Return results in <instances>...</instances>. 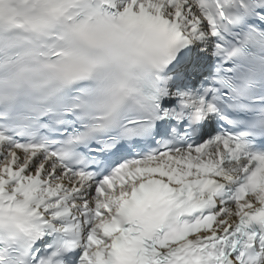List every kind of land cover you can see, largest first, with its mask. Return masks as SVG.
<instances>
[{
	"label": "snow or ice",
	"instance_id": "6c2138e0",
	"mask_svg": "<svg viewBox=\"0 0 264 264\" xmlns=\"http://www.w3.org/2000/svg\"><path fill=\"white\" fill-rule=\"evenodd\" d=\"M0 264H264V0H0Z\"/></svg>",
	"mask_w": 264,
	"mask_h": 264
}]
</instances>
